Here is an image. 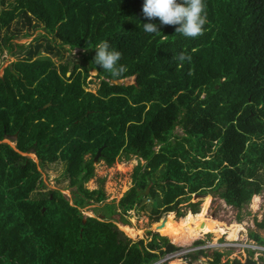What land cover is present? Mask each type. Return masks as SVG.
Instances as JSON below:
<instances>
[{
  "label": "trees",
  "instance_id": "obj_1",
  "mask_svg": "<svg viewBox=\"0 0 264 264\" xmlns=\"http://www.w3.org/2000/svg\"><path fill=\"white\" fill-rule=\"evenodd\" d=\"M142 4L16 0L0 13V54L18 57L0 78V264H153L183 249L159 234L147 246L132 244L111 222L118 210L126 215L141 204L148 188L150 197L163 194L155 213L177 211L182 220L200 214V204H190L188 215L179 209L193 195L215 193L242 210L264 192V0H206L207 23L196 38L172 25L145 33L140 23L159 21H148ZM40 29L46 44H15L23 31ZM103 39L122 53L121 77L92 63L94 49L85 51ZM58 41L83 50L82 64L58 68L43 56L55 54ZM181 51L191 59L174 60ZM94 70L97 93L87 90ZM133 77V85L117 84ZM101 149L108 166L122 157L146 162L119 205L104 208L107 221L82 212L107 199L103 188H86ZM58 162L67 164L74 204L61 191L32 198L39 168ZM251 238L264 247L259 234ZM255 253L224 262L215 252L208 264H264ZM201 258H209L206 250L183 260Z\"/></svg>",
  "mask_w": 264,
  "mask_h": 264
},
{
  "label": "rangeland",
  "instance_id": "obj_2",
  "mask_svg": "<svg viewBox=\"0 0 264 264\" xmlns=\"http://www.w3.org/2000/svg\"><path fill=\"white\" fill-rule=\"evenodd\" d=\"M15 1L16 0H0V13L7 8H12L11 6L15 4ZM26 33L27 30L23 31L22 36L15 40V44L28 46L31 43L34 45L37 44V41H39V43L46 44V40L40 36L46 34L45 30L40 29L28 37L25 36ZM53 45L58 46L55 54H48L45 52L43 53V56H50L58 68L63 64H69L72 70L75 65L82 64L84 60L83 50L77 49L70 51L69 47L62 48L61 42L59 41L57 43L54 42ZM58 54L60 55L58 56ZM61 57H63V59H61ZM17 58L18 57H13L9 54L8 51L5 52V54H0V78H3L7 69L12 67V65L17 62ZM68 76H71V71ZM123 82L126 85H133L136 82V78L133 77L124 80ZM100 84L101 80L98 79V72L96 70L92 71L90 73V78L88 79L87 90L89 92L97 93L100 88ZM176 134L183 135V130L178 128ZM7 143L16 147V143H14L13 140L8 139ZM157 150L159 151L160 147H157ZM28 157L39 163L35 154H29ZM145 165L146 162L138 159L137 157H133L130 160L122 157L118 159L113 166H108L104 161L96 163V177L86 184V188L90 191L103 188L107 199L103 203H92V205L82 209L85 217H94L107 221L108 215L106 209H104L106 205H119L123 197L135 186L134 176L137 168ZM39 170L42 173V183L39 184L37 190L32 195L33 199L48 196L52 191H61L70 200V202L74 204V191L76 189L71 187V182L67 174L66 163L58 162L56 164L41 167ZM150 193L151 188L149 193L146 191L142 203L135 207V209L126 213V215L122 213V210H118V213L111 218V222H113L118 229L123 232L125 237L133 242L132 244L143 241L144 245L147 246V244L154 239L156 234H159L160 236L162 235L161 237L165 236L160 231V226L162 224L159 225L158 223L170 218L173 221L172 226L176 223L181 226H186L188 224L199 225L203 223H216L218 226L226 229L227 232H230L235 225L242 226V231L238 240H229L228 235L223 236L222 238H216L215 234H209L194 241L191 246H180L183 250L177 252L176 254H180L181 256L168 261L166 264L187 263L183 260L184 252L189 249L199 247L196 245L199 241L204 242V245H202L204 247H212L206 250L209 258H201V260L195 262L194 264H208V261L213 260V254L215 252H222L224 254V262L235 259L244 260L247 250L256 252L255 260H259L264 256V251L261 250L264 249V247L260 246L251 238L252 233H257L264 238V228H260L258 226V224L264 221V192L261 195L254 197L251 204L247 205L242 210L227 205L226 202L215 193H210L207 196L202 197L193 195L189 202L180 204L179 209L188 215L190 212H193L190 204H200V214L197 217L190 216L189 219L184 220L178 216L177 211L170 213L167 212L165 208H161L157 213H155L154 207L157 206L155 202H159L162 199L163 194L160 193L157 198H153L149 196ZM208 196H211V198L205 201V198ZM133 228L137 230L136 232L138 233L142 232V234L137 236L135 239L131 238L129 234H127V231ZM169 241L171 244H174L170 239ZM166 258L167 256L161 257L160 260L162 261Z\"/></svg>",
  "mask_w": 264,
  "mask_h": 264
},
{
  "label": "clouds",
  "instance_id": "obj_3",
  "mask_svg": "<svg viewBox=\"0 0 264 264\" xmlns=\"http://www.w3.org/2000/svg\"><path fill=\"white\" fill-rule=\"evenodd\" d=\"M206 0H143V16L152 21L158 18L159 23L145 22L140 23L143 31L148 34H159L160 27L172 25L175 33L184 37L196 38L203 34L204 26L207 23ZM95 50L92 63L99 65L102 70L108 72L112 77H121L126 71V65L121 63L122 53L111 46L109 40H100L92 47ZM173 59L183 62L191 57L185 52L174 53ZM161 261V260H159ZM158 261V262H159ZM155 262L153 264H156Z\"/></svg>",
  "mask_w": 264,
  "mask_h": 264
},
{
  "label": "bare ground",
  "instance_id": "obj_4",
  "mask_svg": "<svg viewBox=\"0 0 264 264\" xmlns=\"http://www.w3.org/2000/svg\"><path fill=\"white\" fill-rule=\"evenodd\" d=\"M172 224L173 221L171 218L168 219L164 223V226L160 228V231L162 234L167 236L171 242L174 243V245L179 247L191 246L194 241L209 234H215L216 238H222L223 236L228 235L229 240L235 241L239 239L240 233L242 231V226L240 225H235V227L230 232H227L226 229L218 226L216 223H203L199 225L188 224L186 226H181L177 223L172 226ZM136 231L137 230L134 228L129 229L127 234H129L131 238L135 239L137 236L142 234V232L138 233Z\"/></svg>",
  "mask_w": 264,
  "mask_h": 264
},
{
  "label": "built area",
  "instance_id": "obj_5",
  "mask_svg": "<svg viewBox=\"0 0 264 264\" xmlns=\"http://www.w3.org/2000/svg\"><path fill=\"white\" fill-rule=\"evenodd\" d=\"M211 247H212V246H206V247H204V246H199V247H197V248H192V249H189V250L185 251L183 256H186L187 254H190V253H193V252H199V251L207 250V249H209V248H211ZM261 250L264 251V249H261ZM179 256H181V255H180V254H176V253L168 254L166 259H164V260H162V261H159V262L156 263V264H165V263H167L168 261H171V260H173V259H175V258H177V257H179ZM186 262H187V261H186ZM185 264H190V263L187 262V263H185Z\"/></svg>",
  "mask_w": 264,
  "mask_h": 264
},
{
  "label": "water",
  "instance_id": "obj_6",
  "mask_svg": "<svg viewBox=\"0 0 264 264\" xmlns=\"http://www.w3.org/2000/svg\"><path fill=\"white\" fill-rule=\"evenodd\" d=\"M123 83H124L123 81L117 82V84H119V85H122ZM102 151H103L102 149L99 151V153H98V155H97V157L95 159L96 163H98L100 161V158H101V155H102ZM149 192H150V188L147 189V193H149ZM163 226H164V223L160 226V228L163 227Z\"/></svg>",
  "mask_w": 264,
  "mask_h": 264
}]
</instances>
